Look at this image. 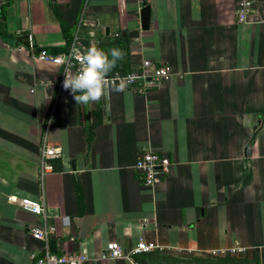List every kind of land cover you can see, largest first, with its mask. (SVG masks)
<instances>
[{"label":"crops","instance_id":"0c3cea01","mask_svg":"<svg viewBox=\"0 0 264 264\" xmlns=\"http://www.w3.org/2000/svg\"><path fill=\"white\" fill-rule=\"evenodd\" d=\"M243 1L252 3L244 21ZM8 3L0 16V264H33L46 245L82 253L86 264H264V0ZM26 35L30 46L13 40ZM76 37L124 53L110 75L145 60L168 64L172 75L145 94L110 87L77 105L59 85L62 66L35 56L66 53ZM44 142L62 155L42 179ZM148 149L171 161L153 187L136 169ZM11 196L45 203L55 226L48 242L31 232L43 216ZM141 238L158 247L101 258L108 243L128 252Z\"/></svg>","mask_w":264,"mask_h":264},{"label":"built area","instance_id":"2783aa9c","mask_svg":"<svg viewBox=\"0 0 264 264\" xmlns=\"http://www.w3.org/2000/svg\"><path fill=\"white\" fill-rule=\"evenodd\" d=\"M252 8L250 1H243L239 6V18L244 21L247 19L248 14ZM86 47L76 37L72 43L71 49L63 54H50L47 50H42L35 54L38 59L49 61L62 66L63 71L59 81L61 89L64 79L65 69L68 67L67 57L73 48L82 50ZM71 63L74 66H78L76 60H72ZM75 71V67L71 69ZM172 75V68L166 63H156L152 60H145L139 69L127 74H108L109 86L105 89L112 87L113 82L119 84L120 81H124L125 85H137L138 91L142 94L147 93L154 88H158L162 82L168 81ZM65 90V89H64ZM62 148L59 146L51 145L48 142H44L41 155V177L45 178L48 174L54 172V161L61 157ZM171 161L168 156L153 150L148 149L143 151L136 164V169L142 176L145 184L149 187L159 184L169 173ZM10 199L14 202H18L19 205L26 211L43 216L42 224L32 227V234L35 238L48 242L51 235L55 232V226L49 222V215L47 207L44 202L35 200L29 197H17L11 196ZM158 245L154 242H149L146 239L141 238L135 248L126 252L124 247L118 242L108 243L105 251L101 254V258L104 259H118L129 258L133 259V256L143 252H150L157 248ZM42 254H32L31 259L33 264H86L88 258L82 253L73 254H58L53 252L48 245L43 247Z\"/></svg>","mask_w":264,"mask_h":264},{"label":"clouds","instance_id":"9594fccd","mask_svg":"<svg viewBox=\"0 0 264 264\" xmlns=\"http://www.w3.org/2000/svg\"><path fill=\"white\" fill-rule=\"evenodd\" d=\"M124 58V53L118 47H112L108 51L90 44L82 50L73 48L68 54V67L64 72L62 87L69 91L76 104L87 105L98 102L105 94L109 86L108 74L115 68L117 61ZM76 60L78 66L71 61ZM75 67V71L71 69ZM124 81L119 84L113 82L112 90L124 91Z\"/></svg>","mask_w":264,"mask_h":264},{"label":"water","instance_id":"95a60500","mask_svg":"<svg viewBox=\"0 0 264 264\" xmlns=\"http://www.w3.org/2000/svg\"><path fill=\"white\" fill-rule=\"evenodd\" d=\"M151 5H145L143 9L141 10V27L144 30L149 29L150 27V19H151ZM138 30H134L133 32H130V36L138 35ZM19 39L21 42H23L25 45L30 46V36H21L18 38H14L13 40Z\"/></svg>","mask_w":264,"mask_h":264},{"label":"trees","instance_id":"16d2710c","mask_svg":"<svg viewBox=\"0 0 264 264\" xmlns=\"http://www.w3.org/2000/svg\"><path fill=\"white\" fill-rule=\"evenodd\" d=\"M8 0L6 1V3L4 4V6L2 7V11H1V14L0 16H2V18H6V7L8 6ZM3 25V24H2Z\"/></svg>","mask_w":264,"mask_h":264}]
</instances>
